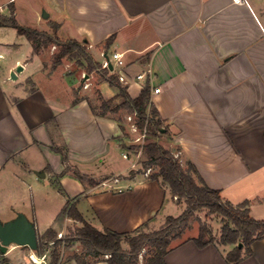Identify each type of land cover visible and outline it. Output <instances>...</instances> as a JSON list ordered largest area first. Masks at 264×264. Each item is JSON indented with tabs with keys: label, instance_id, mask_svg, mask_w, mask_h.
<instances>
[{
	"label": "crops",
	"instance_id": "crops-1",
	"mask_svg": "<svg viewBox=\"0 0 264 264\" xmlns=\"http://www.w3.org/2000/svg\"><path fill=\"white\" fill-rule=\"evenodd\" d=\"M11 7L21 24L49 31L57 23L61 38L88 42L98 62L122 52L130 95L150 84L171 144L225 200H248L250 214L264 219V0H0V12L10 15ZM7 27H0V60L11 57L7 70L0 64V218L23 212L42 234L60 230L69 202L101 230L134 232L171 215L160 180L128 177L120 122L75 96L72 75L49 69L27 37L7 41ZM55 147L66 150V162ZM232 247L186 240L165 261L229 264ZM29 255L12 245L0 264H43ZM237 264H264V238Z\"/></svg>",
	"mask_w": 264,
	"mask_h": 264
},
{
	"label": "trees",
	"instance_id": "trees-1",
	"mask_svg": "<svg viewBox=\"0 0 264 264\" xmlns=\"http://www.w3.org/2000/svg\"><path fill=\"white\" fill-rule=\"evenodd\" d=\"M11 12L10 15L0 12V27H14L19 34L30 40L35 53L41 52L49 45H56L57 51L53 57V69L62 64L65 57L84 59L89 71L98 70L101 77L118 89V93L111 98L101 97V104L98 107L91 104L93 111L101 116H106L108 113H118L121 109L136 114L137 125L141 129L146 128L148 136L153 137L144 146L146 159L143 161V167L157 166L158 170L150 178L155 180L162 178L164 182L169 184L173 195L184 198L187 203L182 214L178 216L168 215L165 225L157 230L146 232L139 228L134 232H118L109 228L101 230L95 227L85 220L75 203L69 202L62 213L81 221L83 225L77 227L75 232L66 239L67 241H79L83 246V251L82 253L75 252L67 261L76 260L79 264H93L106 260L109 264H139L140 252L147 248L143 264H167L165 261L167 253L175 245L186 240H193L199 247H205L210 243L233 245L232 249L225 254L229 264H237L249 256L252 253L253 242L264 238V219H257L250 214L248 200L239 204L225 200L219 189L211 188L205 182L193 162L186 160V166H184L170 149L159 142L161 130L165 129L167 132L168 126H165V120L151 103L150 85L144 86L137 97H132L127 86L120 82L118 76L109 74L110 70L103 68L102 63L92 56L87 49L88 42L79 41L75 38L61 39L57 33L59 28L57 23H52L53 34L46 30L21 24L14 14V7H11ZM113 39L114 36H111L108 44ZM118 98L121 100L114 103ZM118 121L124 131V125L120 119ZM55 149L63 154V159L66 162L68 160L66 150L61 147H55ZM70 169L71 167L67 165L66 170ZM74 172L78 177L84 178L79 170L75 169ZM201 208H207L211 213H217L224 217L225 223L219 238L213 235L206 224L201 223L197 236L173 244L175 240L183 237L190 226V219L195 211ZM49 241H54L55 245L62 242V239L57 238V232L53 228H48L44 233L38 234V248L35 251L38 254H43L45 244ZM125 241L129 245L128 248L124 247ZM106 254L110 256L106 259L100 258ZM59 257L58 250H55L50 264H62L63 262L59 263Z\"/></svg>",
	"mask_w": 264,
	"mask_h": 264
},
{
	"label": "rangeland",
	"instance_id": "rangeland-1",
	"mask_svg": "<svg viewBox=\"0 0 264 264\" xmlns=\"http://www.w3.org/2000/svg\"><path fill=\"white\" fill-rule=\"evenodd\" d=\"M7 30L10 32L5 38L7 41H16V38H21L25 40L24 36H20L17 30L14 27H7ZM49 33L53 34L54 28L51 24V27H49ZM59 36V35H58ZM60 37V36H59ZM61 38V37H60ZM20 39V40H21ZM63 39V38H61ZM64 40V39H63ZM23 47V46H22ZM87 49L90 51L89 44L87 45ZM21 50V49H20ZM57 51L56 45H49L45 47L41 53L42 58L45 61L46 66L51 69L53 65L54 60V53ZM102 58V57H101ZM11 57L9 56L8 59L0 60V64L3 65L5 70H7V67L9 66V62ZM57 68L60 69V71L63 74V77L71 76V84L72 86V93L77 97H86L89 102L98 107L101 104V97L108 98L113 97L115 92L118 93V89L114 86H112V91H109V88L106 86L102 87V84L106 82L104 78H101L100 72L97 70L89 71L87 69V63L84 59L79 58H68L65 57L63 59L62 64H60ZM56 68V69H57ZM28 72V71H27ZM26 73V72H25ZM118 72H111L109 74H116ZM24 75V73H23ZM22 75V76H23ZM22 79V77H21ZM70 79V78H69ZM120 80V79H119ZM123 85L129 87L130 84H127L125 82L120 81ZM149 83H146L144 86H146ZM150 85V84H149ZM111 86V85H110ZM102 88H105L104 91ZM63 90V89H62ZM64 91V90H63ZM116 93V94H117ZM115 94V95H116ZM114 95V96H115ZM121 99L118 98L114 103L119 102ZM106 116H110L112 118H116L117 120L120 119L121 123L124 125V135L122 139L120 140L121 145L123 144L124 147V153L128 154V158L123 159L121 157L120 162L127 166L130 164V169L127 172L128 177L132 178L137 176L140 177H150L153 173H155L158 170L157 166H148L146 168L143 167V161L146 159V155L144 153V146L146 143H148L150 140L153 139V137L148 136L147 129H141L137 123H136V114L130 113L126 109H121L118 113H108ZM137 125V127H136ZM165 126L167 124L165 123ZM165 129L161 130L160 138L158 139L159 142L166 148L170 149L176 157L179 158L181 163L186 166V159L184 158L182 152L178 149V147L174 144H171V134L168 132L166 134ZM144 135V136H143ZM133 147V148H132ZM124 155V154H123ZM134 173H133V172ZM160 181L163 183L164 186L169 191L170 199L173 202L175 209L171 212L173 216H178L182 214V212L186 209L187 203L185 202L184 198L178 197L177 195H173L169 184L163 181L162 178H160ZM71 203V202H70ZM67 214H63L61 218H59L60 222H63V226L61 225L60 230H56L57 232V238L62 239L61 244L55 245L54 241H49L45 244V250L43 254H38L35 250H32L31 248L27 246H18V248L21 249H27L30 253L29 256L35 255L38 257V260L40 263L43 264H50L52 260V255L55 250H58L60 257H59V263L65 262L71 257L75 252L82 253L83 246L79 241H67V237L71 235L73 232H75L77 227H81L83 224L81 221H65ZM168 216V215H167ZM163 218L160 221L153 222L151 224H148L147 226L141 228L142 231L151 232L154 230H157L161 227H163L166 223V218ZM86 220V219H85ZM4 221V220H3ZM88 221V220H86ZM65 222V223H64ZM89 222V221H88ZM90 223V222H89ZM204 223L206 224L214 236L218 237L220 236L221 229L225 223L224 217L217 213H211L207 208H201L195 211L194 215L190 219V226L183 235L182 238L177 239L173 242V244H177L181 242L184 239L195 237L199 233V227L200 224ZM92 224V223H91ZM93 225V224H92ZM124 247L128 248L129 245L125 241ZM147 248H144L139 255V264H143L144 262V256L147 254ZM3 255V254H2ZM24 259L29 260V257L27 254L22 255ZM110 255L106 254L101 256V259H106ZM31 259V258H30ZM32 260V259H31Z\"/></svg>",
	"mask_w": 264,
	"mask_h": 264
},
{
	"label": "water",
	"instance_id": "water-1",
	"mask_svg": "<svg viewBox=\"0 0 264 264\" xmlns=\"http://www.w3.org/2000/svg\"><path fill=\"white\" fill-rule=\"evenodd\" d=\"M109 67L112 69V64ZM22 69V66H18L17 71ZM12 77L17 78L16 73H13ZM0 241V254H5L12 245L27 246L36 250L38 248V231L35 222L23 212H18L14 218L6 221L0 218Z\"/></svg>",
	"mask_w": 264,
	"mask_h": 264
},
{
	"label": "built area",
	"instance_id": "built-area-1",
	"mask_svg": "<svg viewBox=\"0 0 264 264\" xmlns=\"http://www.w3.org/2000/svg\"><path fill=\"white\" fill-rule=\"evenodd\" d=\"M235 2H243L247 0H234ZM104 60L102 63L103 68H108L111 72H118L117 76L120 79V81L125 82L127 84L132 83V79L129 75V72L127 71V63L124 59V54L122 52L113 51L112 53H103ZM2 57V55H0ZM112 64L113 68L111 69L109 65ZM146 73H150V69L147 71H144L142 73H139L135 76L137 80H140L145 77ZM137 127V125H136ZM144 136V135H143ZM125 158H128V154L124 153L123 155ZM118 181V179H116ZM104 184H107L105 181ZM1 244V241H0ZM30 258L32 261L38 263V260L34 257V255H31Z\"/></svg>",
	"mask_w": 264,
	"mask_h": 264
}]
</instances>
